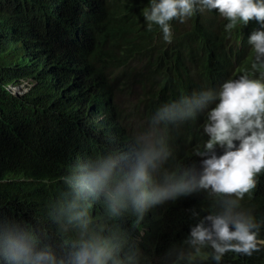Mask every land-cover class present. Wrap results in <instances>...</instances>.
<instances>
[{
    "label": "clouds",
    "instance_id": "9594fccd",
    "mask_svg": "<svg viewBox=\"0 0 264 264\" xmlns=\"http://www.w3.org/2000/svg\"><path fill=\"white\" fill-rule=\"evenodd\" d=\"M125 8V0H75L73 20L67 25L69 35L79 40L77 44L90 46L91 41L101 39V31L108 24L126 21ZM212 10H218L220 18L228 21V31L251 21L260 24V29L250 34L248 44L254 52L252 69L261 76L245 72L217 89L193 91L164 101L148 112L136 134L126 131L117 109L122 103L120 94L131 93L137 84H120L117 90L112 83L100 86L101 78L93 83L91 72L49 68L43 48L27 43V60L32 67L37 66L39 76L50 77L49 81L61 91L89 100L90 116L85 120L107 133L105 143L110 148L77 158L72 174L63 175L62 186L43 201L48 213L57 215L54 218L65 234L76 230L75 236L65 240L62 250L54 248L51 240V244L44 243L31 226L0 216V264H159L153 246L169 201L200 192L213 199L216 210L202 217L192 211L198 222L191 226L184 241L190 251L180 244L171 264L181 260L194 264L197 256L207 263L226 264L223 257L227 253L251 257L261 251L264 240H258L260 224L251 212L242 209L241 201L257 187V177L264 172V0H141L148 30L158 26L169 43L171 21L187 23L190 17ZM34 23L31 28L38 30ZM28 31L22 26L17 29L26 38ZM64 61L67 65L89 66L78 55ZM121 68H110L114 82ZM36 83V79H13L0 70V85L18 98L28 97ZM97 87L102 92L100 102L94 95ZM108 100L102 113L90 110ZM202 113L203 132L208 139L195 152L199 168L195 164H177L179 151L171 139L178 126ZM40 187L46 189V183ZM102 195L113 218L131 210L142 219L150 210V223L133 235L140 242L149 232L147 246H132L128 235L118 229L108 235L104 229L95 231L93 222L100 215L97 211L101 209Z\"/></svg>",
    "mask_w": 264,
    "mask_h": 264
},
{
    "label": "trees",
    "instance_id": "16d2710c",
    "mask_svg": "<svg viewBox=\"0 0 264 264\" xmlns=\"http://www.w3.org/2000/svg\"><path fill=\"white\" fill-rule=\"evenodd\" d=\"M74 1L0 0V70L13 79H36L37 82L26 98L11 95L0 85V179H12L0 182V216L31 226L44 243L52 242L58 251L62 250L65 240L75 236L76 230L70 229L65 234L54 218L57 215H50L43 201L51 191L62 186L63 175L72 174L77 158L107 152L110 145L105 143L107 133L96 130L85 120L90 116L89 100L61 91L49 81L50 77L39 76L37 66L32 67L27 60V43L43 48L48 57L44 61L47 67L75 69L83 74L91 72L93 83L101 78L100 86L119 83L114 82L115 76L109 71L112 66L136 73L129 78L135 80L131 83L133 86L137 84L143 95H147L148 112L182 94L217 89L226 80L245 72L252 73L253 77L261 76L252 69L254 52L248 44L250 34L261 27L256 21L228 31L225 29L228 21L220 18L218 10L208 11L190 17L187 23L171 21L169 43L163 39L158 26L148 30L141 0H125L126 21L108 24L101 31V39L91 41L89 46L77 44L79 40L69 35L67 29L73 20ZM31 23L39 31L32 29ZM20 26L29 30L25 33L29 38L17 33ZM74 55L85 58L89 66L67 65L64 60ZM94 95L97 101L102 100L99 87ZM107 105L109 100L90 110L102 113ZM204 120L202 113L177 127L176 136L171 139L179 151L177 164H195L199 168L195 152L208 139L203 132ZM42 182L46 183V189L40 187ZM100 204L101 209L97 211L100 215L93 222L95 231L104 229L108 235L118 229L128 235L132 246H147L149 232L140 242L133 235L137 236L143 225L150 223L153 218L150 210L142 219L131 210L113 218L103 195ZM241 205L260 224L258 240H264V172L258 175L257 187L245 195ZM193 210L202 217L216 208L213 199L204 192L169 201L153 246L159 264H171L180 244L186 252L190 251L184 241L191 226L198 222V217L192 215ZM223 261L264 264V246L251 257L227 253ZM178 264H187V261L181 260ZM194 264L211 263L197 256Z\"/></svg>",
    "mask_w": 264,
    "mask_h": 264
},
{
    "label": "rangeland",
    "instance_id": "374dc122",
    "mask_svg": "<svg viewBox=\"0 0 264 264\" xmlns=\"http://www.w3.org/2000/svg\"><path fill=\"white\" fill-rule=\"evenodd\" d=\"M121 68L116 71V80L119 83L116 84L117 90L122 86H130L132 80L129 76H134L136 73L124 70ZM121 95V104L117 109V114L121 123L127 129L130 134H136L141 129V121L147 116L146 110L147 95H143L141 89L138 87L136 90H132L131 93L123 92ZM127 114V115H126Z\"/></svg>",
    "mask_w": 264,
    "mask_h": 264
}]
</instances>
